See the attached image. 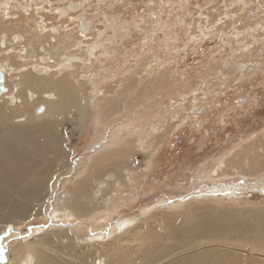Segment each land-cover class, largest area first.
Here are the masks:
<instances>
[{
	"label": "rangeland",
	"instance_id": "374dc122",
	"mask_svg": "<svg viewBox=\"0 0 264 264\" xmlns=\"http://www.w3.org/2000/svg\"><path fill=\"white\" fill-rule=\"evenodd\" d=\"M20 1L23 4L27 2ZM29 3L32 9L36 7V3L28 1ZM39 4L43 9L40 16L48 26L63 24L65 29L74 28L80 18V25L83 23L89 34V41L98 39L97 36L102 34L105 50L101 52L104 51L105 54H98L97 59H91V71L86 74L88 81L95 82L100 86L98 89L103 90L104 96H98L101 107L109 96L117 95V92L128 85L134 74L132 72L149 60L157 56L160 58L161 66L156 67L163 68L161 70L168 75V81L157 85L155 90L149 89L142 99L131 104L133 106L129 109L133 107L132 110L124 118H120L119 123L125 119L132 120L134 125L150 122L147 117L137 121L136 117H132L139 111L155 117L159 114L167 116L168 113L174 115V111H182V105H186L189 99L193 106L192 110L187 111V115L185 113L186 120L167 137V141L154 148L150 158L144 152H135L134 165L137 171L124 172L123 176L126 175L128 180L126 189L119 188L117 191L112 188L114 194L109 191L108 194L114 197L113 207L109 211H94L88 217L67 222V212L61 204L63 197L69 189L84 185L80 181L86 175L88 164L94 156L105 151L102 147L108 145L114 131L122 132L117 134L119 138L126 135V131L116 129L109 123L105 125L104 120L98 125V107L93 106L94 102H89L87 120L81 130L73 128L74 122H65L60 128V134L67 142L66 148L71 147V154L67 160L68 165L62 170L57 172V167L45 169L43 179L53 175L47 188V202L43 207L38 200L30 203L29 207L34 209L32 214L29 212L30 215L27 213L19 219L21 221L16 220L23 223L22 228L14 229L7 224V230L1 229L0 258L5 259L6 254L13 257L15 247L11 246V240H31L33 229H47L58 225L53 221L56 220L55 216L65 228L73 229L81 225L78 234L84 241L91 243L106 241L117 224L122 226V222L127 221L132 231L130 230L131 237L125 245L133 252L136 248L144 247L140 246L149 239L150 243L157 241L153 239L154 230L155 235H164L170 233L171 229L183 228V225L192 227L194 222L201 219L197 215L199 212L215 219L220 227L216 230V235H194L196 230L193 229L192 234L187 233L191 237L184 236L183 243L174 253H180L201 242L214 241L221 246L216 244L211 254L223 256L220 258L222 264L227 263L229 258L231 264H264L259 261L262 257L258 258L249 251L243 253L244 250L231 245H245L248 249L252 244L250 240L246 242L248 238L243 235L236 236L235 227L237 228L240 220L257 224L254 222L260 220L257 215L264 212V168L249 176L234 173L212 180L202 179L203 174L226 153L264 133V0H46ZM72 5L75 7L68 10V15L55 19L57 8L68 9ZM14 15L12 21L22 18L21 14H18L19 17ZM31 17L34 16L29 18ZM86 22H89V28ZM25 35V38H29L27 33ZM230 63L240 65L241 71L230 70ZM195 111L200 113L196 114ZM152 119L155 120L154 117ZM133 129L129 128L128 132L132 133ZM220 184L223 188L217 195L194 199L200 193L210 194L212 186ZM227 188L234 189L236 193L223 195ZM81 189L87 190L86 187ZM89 189L92 187L89 186ZM97 191L101 190L97 187L92 192ZM10 197V200L7 197L1 200L2 206H13L12 209L22 206V200L17 195ZM176 202L179 204L174 205ZM32 204H37L41 210L44 208V211L40 210L43 215H38L35 210L37 205L34 208ZM197 208L199 209L196 211ZM0 213L7 217L0 218V226L3 228L8 223L6 220L12 221V218L5 211ZM134 224H140L141 230ZM222 228L228 229L223 232ZM138 237L147 241L142 240L141 244ZM138 241L139 244H136ZM220 242L231 246L225 247ZM163 244L162 242L161 245ZM205 247L207 244L200 249L194 248L193 251H201ZM152 248H149L151 252L154 251ZM162 251L164 249L160 247L155 255H161ZM236 256L240 260H236ZM224 257H228L226 262Z\"/></svg>",
	"mask_w": 264,
	"mask_h": 264
},
{
	"label": "bare ground",
	"instance_id": "6f19581e",
	"mask_svg": "<svg viewBox=\"0 0 264 264\" xmlns=\"http://www.w3.org/2000/svg\"><path fill=\"white\" fill-rule=\"evenodd\" d=\"M26 1V4H23L20 0H0V75L2 87L0 90V212L5 211L8 217L12 218V221L6 220L8 223H5L3 228L0 226V232L8 229L7 224H10L14 229L22 228L23 223H20L21 220L19 219L34 211L29 207L32 201H41L42 207L47 202L45 197L53 175L43 179L45 169L52 170L57 167V172L62 170L68 165L67 160L71 154V147L66 148L67 142L61 136L60 128L65 122H74L73 128L81 130L87 120L89 102L90 104L94 102L93 106L97 105L98 107L96 119L98 125L102 124L104 120L106 121L105 125L109 123L116 129L126 131V135L119 138L118 135L122 132L112 130L115 133L111 136L110 142L102 147L105 151L94 156L88 164L86 175L83 181H80L84 185L80 188L77 186L76 192L75 189H69L67 195L63 197V203L60 200L64 211L67 212V222L88 217L94 211H109L114 204V197L108 194L109 191H111L110 194H114L112 188L117 191L119 188L126 189L128 180L126 175L123 176L124 172L130 173L137 168L134 165L135 152H144L147 154V158H150L154 148L165 140L167 141V137L186 120L187 111L193 106L191 105L192 100L189 99L186 105H182V111L180 112L178 109L174 111V115L168 113L167 116L166 114H159L155 117V115H148L139 111L134 113L132 117H136V121L145 120L147 117L150 122L134 125L132 120L127 121L125 119L123 120L124 123L123 121L119 123L118 120L124 118L132 110L133 107L129 109L133 106L131 104L142 99L149 89L155 90L157 85L168 81V75L161 70L163 68L159 67L161 66L159 65L161 64L160 58L157 56L132 72L134 74L128 85L117 92V95L109 96L104 106L101 107L99 99L104 96L103 90H99L100 86L95 82L88 81L86 74L91 71L89 66L92 64L91 59H97L98 54H105L104 51L101 52V50H105L102 34L97 36L98 39L94 38L89 41L87 39L89 34H87L83 23L80 25L82 22L80 18H78L80 21L76 23L74 28L65 29L63 24L60 26L50 24L48 26L40 16L43 9L39 4L46 2V0ZM28 1L36 3V7L32 9ZM73 7L75 6H69L68 9L57 8V18L55 19L62 15H68V10ZM14 14H17V17L20 16L18 14H21L22 18L19 17L18 20L12 21L13 17L15 18ZM30 16L34 17L29 18ZM86 23L89 28V22ZM225 23L226 21L223 24ZM26 33L29 38H25ZM230 64V70H236V72L241 67ZM157 65L159 66L156 67ZM153 117L155 120L152 119ZM129 128H134L132 133L128 132ZM263 168L264 133L251 139L250 142L240 145L235 150L233 149L230 153H226L203 174L202 179L212 180L234 173L249 176L257 174ZM198 179L201 180V178ZM88 183L92 187L91 190ZM83 187H86L87 190H82ZM97 187L101 191L92 192ZM221 188H223L222 184L214 185L212 191L209 192L210 194L208 192L200 193L195 195L194 199L204 198L206 195H217ZM235 193L234 189L227 188L222 194L234 195ZM13 194L22 200L20 203L22 206H17L19 208L16 209H12L13 206H8V208L5 205L2 206L1 200L6 197L10 200V196ZM12 201L14 202V200ZM178 204L176 202L174 205ZM36 205L32 204L34 208ZM38 205L35 208L36 213L43 215L41 211H44V208L41 210ZM179 214L181 215V213ZM197 215L201 219L197 223L194 222L192 227L187 225L184 227L183 225L182 229H171L170 233L166 231L168 234L164 235L159 233L155 235L154 230L153 239L155 238L157 241L160 239L158 242L150 243V239L148 241L145 239L147 243L145 242L144 245L142 242L145 240L138 237L143 244L140 247H144L136 248L133 252L130 251V247L125 245V242L130 239L132 231V228L128 227L127 221L122 222V226L117 224V228H113V232L108 235L105 243H91L84 241L85 239L83 240V237L78 234L81 225L77 228L74 227L75 229L72 227L65 228V226L60 225V220L55 216L56 220L53 221L59 223L55 227L33 229L31 240H11V246L15 247L13 257H8L6 254L5 259L0 258V264H222L220 258L222 259L223 256L211 254L213 248L215 249L214 246L220 245L214 241L201 242L199 245L181 249L180 253H174L183 243V237L188 236V232L192 234L193 229L196 230L194 235L197 234L202 237H214L216 235V230L220 227L217 226L215 219L206 217L199 212ZM257 216L260 220H253L257 224L245 223L240 220L237 228L235 227L236 236L243 235L248 238L246 242L250 240L251 246L249 245L247 249L245 245H231L244 250L243 253L253 252L254 255L258 258L260 256L262 259L251 258L264 262V212ZM0 218L7 217L4 213H0ZM139 225L135 226L139 228L141 227ZM222 229L223 232H226L228 228ZM143 231L146 232V230ZM139 241L136 244H139ZM162 242L163 245H161ZM206 244L205 249L193 251L194 248L200 249ZM221 244L225 247L230 245L224 242ZM134 245L131 246L134 248ZM151 247L154 250L152 252ZM160 247L164 251L161 252V255H155ZM169 250H171L169 253H165ZM8 252L12 254L10 250ZM227 258L223 259L224 262ZM237 259L239 258L236 256ZM227 263L231 264L230 258Z\"/></svg>",
	"mask_w": 264,
	"mask_h": 264
},
{
	"label": "water",
	"instance_id": "95a60500",
	"mask_svg": "<svg viewBox=\"0 0 264 264\" xmlns=\"http://www.w3.org/2000/svg\"><path fill=\"white\" fill-rule=\"evenodd\" d=\"M90 27V26H89ZM1 75H0V90H1ZM196 114H199L200 112L199 111H195ZM2 259V258H1Z\"/></svg>",
	"mask_w": 264,
	"mask_h": 264
}]
</instances>
